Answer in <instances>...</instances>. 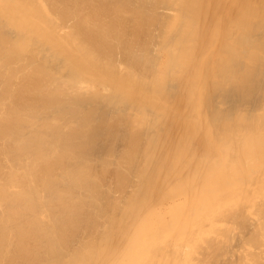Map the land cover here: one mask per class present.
<instances>
[{
	"label": "bare ground",
	"instance_id": "1",
	"mask_svg": "<svg viewBox=\"0 0 264 264\" xmlns=\"http://www.w3.org/2000/svg\"><path fill=\"white\" fill-rule=\"evenodd\" d=\"M134 256L264 264V0H0V264Z\"/></svg>",
	"mask_w": 264,
	"mask_h": 264
},
{
	"label": "rangeland",
	"instance_id": "2",
	"mask_svg": "<svg viewBox=\"0 0 264 264\" xmlns=\"http://www.w3.org/2000/svg\"><path fill=\"white\" fill-rule=\"evenodd\" d=\"M203 181L205 182V180H203ZM192 183H193V185L191 184L192 188L190 187V189H193L196 185H200V183L197 182V181L196 182L192 181ZM199 188H198L199 190L197 191L196 195H201L203 193V190H202L201 186ZM127 259H128V257L124 258L123 261H121V262H117V264H126L127 263ZM119 260H122V259L119 258ZM128 263L129 264H139V258L134 256L133 259L130 260V262H128Z\"/></svg>",
	"mask_w": 264,
	"mask_h": 264
}]
</instances>
